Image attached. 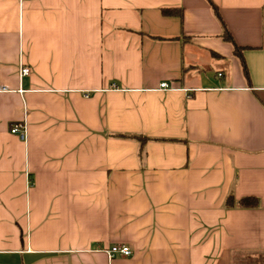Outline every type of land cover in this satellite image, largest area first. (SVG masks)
<instances>
[{
  "label": "crops",
  "instance_id": "1",
  "mask_svg": "<svg viewBox=\"0 0 264 264\" xmlns=\"http://www.w3.org/2000/svg\"><path fill=\"white\" fill-rule=\"evenodd\" d=\"M210 1L0 0V264L264 256V0Z\"/></svg>",
  "mask_w": 264,
  "mask_h": 264
},
{
  "label": "trees",
  "instance_id": "2",
  "mask_svg": "<svg viewBox=\"0 0 264 264\" xmlns=\"http://www.w3.org/2000/svg\"><path fill=\"white\" fill-rule=\"evenodd\" d=\"M215 12V14L218 16V12L216 9V6L208 0ZM164 13H171V10L165 9ZM223 38L230 42L233 45L234 52L236 55L240 58L242 69L245 75H247L246 66L243 62L242 56H241V48L236 46L235 43L232 41L231 36L227 31H224ZM258 200L255 197H245L238 201H235L233 196L229 195L226 198L225 205L227 207H253L257 205ZM232 264H264V256L263 255H252L251 253H247L246 251H235L232 256Z\"/></svg>",
  "mask_w": 264,
  "mask_h": 264
},
{
  "label": "built area",
  "instance_id": "3",
  "mask_svg": "<svg viewBox=\"0 0 264 264\" xmlns=\"http://www.w3.org/2000/svg\"><path fill=\"white\" fill-rule=\"evenodd\" d=\"M30 74V67L20 63L19 66V77H24ZM220 75V74H219ZM112 88H118L116 84H112ZM161 89H168L169 85L166 82H162L160 84ZM10 132L17 135L20 139L24 140L26 137V128L24 123H15L11 128ZM105 252L108 254L110 258L114 256H129L132 254V250L130 247L126 245L116 244L112 245L110 248L106 249Z\"/></svg>",
  "mask_w": 264,
  "mask_h": 264
}]
</instances>
